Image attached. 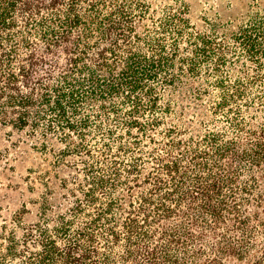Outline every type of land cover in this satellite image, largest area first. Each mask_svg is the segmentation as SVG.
Wrapping results in <instances>:
<instances>
[{"label":"trees","instance_id":"1","mask_svg":"<svg viewBox=\"0 0 264 264\" xmlns=\"http://www.w3.org/2000/svg\"><path fill=\"white\" fill-rule=\"evenodd\" d=\"M20 2L0 0V32L12 29ZM144 4L52 0L48 14L32 26L48 53L67 51L68 64L41 96V104L52 114V124L69 138L77 136L74 152L89 161L79 186L82 197L52 227L41 218L23 226L21 238L14 232L6 238L7 228L2 227L6 245L0 264H195L207 252V234L227 242H217L223 255L242 259L249 223L259 220V232L264 233V217L259 212L247 217L242 211L264 184V121L257 129L246 128L239 108H234L244 97L250 99L251 85L264 83V16L240 29L235 47H222L213 36L189 31V7L183 3L174 22L168 14L160 20L157 50L143 53L131 38ZM186 38L192 56L178 62L181 70L187 66L195 74L214 65L220 98L215 111H224L226 126L188 140L181 132L167 130L148 151L151 140L144 138L158 122L152 118L159 109L155 83L171 75ZM92 50L97 51L95 59ZM232 51L252 64L253 74L228 84L221 70ZM31 99L23 107L32 104ZM257 99L264 108V97ZM92 104L100 105L95 119L83 115ZM89 128L98 134L96 146L88 139ZM232 233L242 241H231L227 236ZM262 255L257 264L264 262V248Z\"/></svg>","mask_w":264,"mask_h":264},{"label":"rangeland","instance_id":"2","mask_svg":"<svg viewBox=\"0 0 264 264\" xmlns=\"http://www.w3.org/2000/svg\"><path fill=\"white\" fill-rule=\"evenodd\" d=\"M51 1L21 0L12 29L0 32V252L6 245V241L1 239L3 226L7 228L6 238L11 232L21 238L22 227L36 224L41 218L52 227L58 216L66 214L82 197L79 186L84 181L85 160L89 161V158L76 155L74 145L79 141L77 136L69 138L60 127L52 124V114H48L41 104V96L58 82L60 72L69 60L67 51L63 49L48 53L46 45L32 29L40 17L48 14L46 6ZM139 1L146 4L142 5L143 14L134 19L131 44L143 53L157 50L158 39L162 37L160 20L168 14L169 18L172 17L170 21L174 22L176 11L180 6L183 8V3L189 7V31L196 36H213L215 43H221L222 47H235L234 36L240 29L264 16V0ZM85 6L87 4H83ZM135 8L137 10L138 5ZM81 30L82 27L75 31V38ZM96 40L95 37L93 42ZM189 44V38L180 42V52L171 75L155 83L159 109L152 112V118H158V122L156 129L149 132V137L144 138L145 141L151 140L147 145L148 151L160 142L167 130L181 132V138L188 140L203 136L208 130L215 131V126H226L224 111H215L220 98L215 86L219 73L214 65H205L195 74L189 72L187 66L185 72L181 70L178 62L192 56ZM166 45L170 51L171 41L167 40ZM96 55L97 51L92 50L90 57L95 59ZM252 68L244 56L233 55L232 51L228 53L221 73L228 84H232L239 78L246 80V73L253 74ZM248 93H251L250 99L244 97L234 108H239L246 128L257 129L264 121L263 103L257 99L264 97V83L251 85ZM28 98H32L33 103L23 107ZM115 102L119 104L120 100L116 98ZM99 106L86 105L83 115L95 119ZM105 106L112 108L109 102ZM20 116L24 117V122L18 121ZM87 132L90 144L96 146L97 132L92 128ZM114 151H118L117 147ZM150 168L151 164L148 170ZM254 195L251 203L246 202L243 214L250 217L259 212L263 218L264 184H260ZM258 222L253 220L249 223L248 249L242 259L223 255L217 242L222 246L227 242L207 234V252L195 264H257L263 261L264 233L259 232L261 226ZM230 224L232 226L233 223ZM227 237L233 242L242 241V236L236 233Z\"/></svg>","mask_w":264,"mask_h":264}]
</instances>
